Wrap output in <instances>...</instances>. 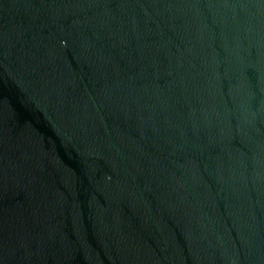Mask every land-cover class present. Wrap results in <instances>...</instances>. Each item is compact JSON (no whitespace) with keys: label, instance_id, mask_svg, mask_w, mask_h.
I'll list each match as a JSON object with an SVG mask.
<instances>
[{"label":"water","instance_id":"1","mask_svg":"<svg viewBox=\"0 0 264 264\" xmlns=\"http://www.w3.org/2000/svg\"><path fill=\"white\" fill-rule=\"evenodd\" d=\"M0 264H264V0H0Z\"/></svg>","mask_w":264,"mask_h":264}]
</instances>
